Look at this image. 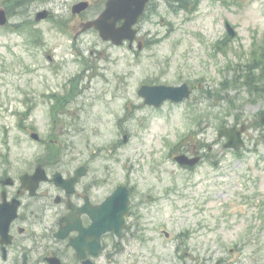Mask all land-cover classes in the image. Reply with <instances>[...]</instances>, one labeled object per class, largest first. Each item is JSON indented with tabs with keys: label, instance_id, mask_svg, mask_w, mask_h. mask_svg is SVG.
<instances>
[{
	"label": "rangeland",
	"instance_id": "374dc122",
	"mask_svg": "<svg viewBox=\"0 0 264 264\" xmlns=\"http://www.w3.org/2000/svg\"><path fill=\"white\" fill-rule=\"evenodd\" d=\"M79 1L0 0L3 173L64 153L130 186L128 235L100 264H264V0H154L133 48L76 38ZM148 83L193 94L147 105ZM61 106L65 132L50 121ZM242 123L245 146L228 148L219 130Z\"/></svg>",
	"mask_w": 264,
	"mask_h": 264
},
{
	"label": "flooded vegetation",
	"instance_id": "af4514ba",
	"mask_svg": "<svg viewBox=\"0 0 264 264\" xmlns=\"http://www.w3.org/2000/svg\"><path fill=\"white\" fill-rule=\"evenodd\" d=\"M80 1H86L87 6L75 14L80 17L76 38L95 30L83 29L102 14L108 3L97 0L98 8L92 11L91 0ZM151 12L149 3L138 21H144ZM120 15L113 13L110 17L118 27L125 22ZM61 109L57 115L51 111L50 121L59 132H65ZM29 161L28 167L14 174L3 173L4 167L0 168V264H100L110 249L119 245L115 241L128 235L133 212L131 187L126 185L130 196L127 224L119 231L112 228L98 236L94 218L123 184L112 189L107 180L93 175L89 161L74 160V155H37Z\"/></svg>",
	"mask_w": 264,
	"mask_h": 264
},
{
	"label": "water",
	"instance_id": "95a60500",
	"mask_svg": "<svg viewBox=\"0 0 264 264\" xmlns=\"http://www.w3.org/2000/svg\"><path fill=\"white\" fill-rule=\"evenodd\" d=\"M147 1L148 0H110L105 14H103V16L98 20L90 22L89 26H95L98 30L100 29V34L104 37V39H112L116 43H121L124 38H130L131 40H134V37L136 36V30H133V26L137 20V17L143 12ZM85 7L86 4L79 3L75 6L74 11L81 10ZM127 9H129L128 12L130 15L124 14L126 13ZM110 10L111 12L122 13L119 18H122L123 16L126 17V22L123 23L124 25L121 28H116L115 23H105L106 19L104 17L108 15ZM137 14L138 16H134ZM45 15V12H41V14H39V19H41V17H45ZM6 21L7 18L5 17L4 13L0 12V23L5 24ZM228 29L232 34H234V30H232L230 26H228ZM139 92L145 98V103L157 106H159L161 102L165 100H173L176 102L183 101L184 98L189 97L191 94V90L186 83L182 84L181 86H167L163 84L143 85ZM262 121L264 122V116ZM244 129L245 126H243L242 129H238L237 127L222 128L220 129L218 135H220V137L226 136L228 138V142L225 146L239 149L240 146L243 145L242 131ZM34 137H37V135L35 134ZM175 159L183 165H194L199 160L198 157L189 158L187 155H177ZM128 203V188L120 186L113 194L109 196L107 201L102 205V210L100 209L99 214L94 218V226L97 229L98 236H101L105 231H108V229L112 228H115L117 231H119L120 228L126 224L127 219L125 214L129 210Z\"/></svg>",
	"mask_w": 264,
	"mask_h": 264
},
{
	"label": "trees",
	"instance_id": "16d2710c",
	"mask_svg": "<svg viewBox=\"0 0 264 264\" xmlns=\"http://www.w3.org/2000/svg\"><path fill=\"white\" fill-rule=\"evenodd\" d=\"M249 82H250V85H252V80H250Z\"/></svg>",
	"mask_w": 264,
	"mask_h": 264
}]
</instances>
